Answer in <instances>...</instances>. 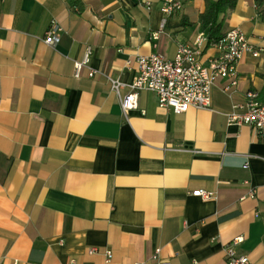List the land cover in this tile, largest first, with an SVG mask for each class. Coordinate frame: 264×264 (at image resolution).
Instances as JSON below:
<instances>
[{"label":"crops","instance_id":"1","mask_svg":"<svg viewBox=\"0 0 264 264\" xmlns=\"http://www.w3.org/2000/svg\"><path fill=\"white\" fill-rule=\"evenodd\" d=\"M75 1L0 0V264H157L158 249L168 264H226L238 237L236 252L264 264V142L225 117L248 91L264 102V52L244 54L236 94L218 82L210 109L176 114L142 91L125 115L108 78L131 84L137 57L192 43L204 0L170 16L163 0ZM233 28L264 49L254 0L237 1L222 33ZM87 47L97 74L75 77Z\"/></svg>","mask_w":264,"mask_h":264},{"label":"built area","instance_id":"2","mask_svg":"<svg viewBox=\"0 0 264 264\" xmlns=\"http://www.w3.org/2000/svg\"><path fill=\"white\" fill-rule=\"evenodd\" d=\"M117 1V0H116ZM139 3L149 5L145 0H137ZM182 9V3L178 0H163L160 12L164 16H170ZM165 20L162 21L161 29ZM55 22H51L49 30L45 34L44 43L55 45L59 43ZM154 39L159 38V32L153 34ZM211 48L215 54L209 58L208 63L201 61L204 52ZM264 49H255L246 38L243 31L233 28L224 33V36L209 45L207 37L201 32L192 43H180L177 45L175 56L168 59L159 53H151L147 56H139L134 62L137 65V75L131 84H126L120 79L108 78L110 89L120 101L122 112L126 115L129 111L138 108V94L146 91L153 93L157 105L161 109H171L176 114H182L189 109L207 110L211 106V90L218 83L223 82L222 91L228 97L237 92L238 65L245 53H250L254 58L258 57ZM93 50L87 47L82 61L74 63L75 77H79L82 68H88L89 77L97 74V71L89 68ZM132 61H127V66ZM123 90H127L122 94ZM226 121L232 125H245L251 128L257 138L264 142V102L259 100L255 91L245 94L243 103L233 104L230 112L225 114ZM254 191L250 196H254ZM193 196L203 200L215 198V194L203 190L192 193ZM242 242V238L233 239L224 248L226 264H250L246 256L239 255L236 247ZM159 249L151 256V260L157 264H168L159 261ZM97 249H90L89 254L97 253ZM106 262L111 258V253H104ZM69 264H76L74 260Z\"/></svg>","mask_w":264,"mask_h":264},{"label":"trees","instance_id":"3","mask_svg":"<svg viewBox=\"0 0 264 264\" xmlns=\"http://www.w3.org/2000/svg\"><path fill=\"white\" fill-rule=\"evenodd\" d=\"M238 0H204V8L198 17L200 31L207 37L209 45L220 40L222 26L228 13L232 11ZM71 3L77 6L75 0ZM254 4L264 20V0H254Z\"/></svg>","mask_w":264,"mask_h":264}]
</instances>
